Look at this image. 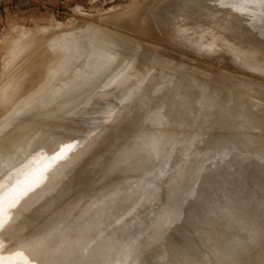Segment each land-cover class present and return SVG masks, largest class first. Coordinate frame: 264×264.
Returning a JSON list of instances; mask_svg holds the SVG:
<instances>
[{
	"label": "bare ground",
	"instance_id": "bare-ground-1",
	"mask_svg": "<svg viewBox=\"0 0 264 264\" xmlns=\"http://www.w3.org/2000/svg\"><path fill=\"white\" fill-rule=\"evenodd\" d=\"M183 1L184 0H177V2L176 0H145V2H143V0H141L136 5H131V8L125 9V7L124 10H121L124 14H121L122 18L119 14L115 16L116 14L110 13L109 15L111 16H108L110 17L109 19L113 18V16L121 18L114 19V23H117L115 20H120L118 22L122 27L126 26L129 30L131 29L138 33L146 34L154 30L151 29L153 26L150 25L149 19L147 20L148 15H145L153 7H155V10L153 12L150 10V12L153 18H156L155 21L160 19L162 21L165 12L168 13L170 11L178 15L184 13V19L187 21L189 16L186 14L191 15V12H197L198 9L195 8V10H193V6L200 0H185V2H188L190 5H187L185 8L182 7ZM219 1L220 4L224 5L223 7L226 6V8H230L234 13V17L231 19V23L228 26V32L222 37L221 34L214 35L211 33L210 36L204 38L200 32L189 36L187 35V27L184 22H179L171 29L170 35H168L169 40L176 42L181 41L184 44L195 43L201 47L211 48V46H216L218 44L226 45L228 41L236 39L237 49L231 51L228 48V51L232 52L233 56L235 55L236 57L240 56L239 53H241L243 57L241 58V62L245 66H249L264 74V0ZM189 7L192 9H186ZM197 13L199 14V11ZM153 18H151L152 22ZM149 25L152 27L150 28ZM123 28L126 29L125 27ZM161 29H166V27ZM22 31H24V29H22ZM111 31L112 30H108L107 32V30H99L94 26L82 25L73 32L63 37L60 36L61 38H57L56 36L50 37L51 33H46L44 35L34 34L28 39H25L23 37H17L16 33V36H12V38L15 37V39L10 38L5 42L2 48H5L7 53L5 52V58L0 61V194L5 198V211L2 217L3 224L0 226V256H3L7 264H10L15 254L20 253L18 257L22 259L23 264H42L44 258L50 255L49 251L51 245L55 242H51L52 239L50 236H52L60 226H63L68 230V239L63 244H78L82 248L73 253H69L66 257L64 256L65 258L62 256L60 258L58 257L56 261L59 260V263L56 264H159L160 261H163V264H188L185 262V258L179 256L180 250L184 247L187 249L199 239L205 240L206 237L216 233L219 235L223 233L224 236L222 240H217L218 238L213 240V244H211L210 241L205 244V248L209 250V253L211 252L214 254L219 252L220 249L221 253H223L224 249L222 248L226 245L227 242L225 243V241L227 240L232 243L231 246L233 245V249L230 250L229 253H226L223 259L217 263L254 264L253 259L256 258L257 252H260V245L253 243L247 245L243 244V242L235 245L233 241L236 236H234L231 231L237 227L238 222L243 224V215V220H246L255 212V208L250 207L249 210L246 207L244 214V202L242 201L244 197L237 194L235 180L233 181V178L235 177L236 179L237 176L235 174L238 173V170H236L234 166L239 167L240 165V168H242V166L249 161H246L247 159L244 155H241L239 160H230L231 157H229L228 161L225 160L223 156L224 153H230V151L240 153L248 152L253 142L252 140L235 138L231 134H223L224 131L221 129H218L221 131L207 140H204V136H198L196 140L191 137L187 141L188 144L184 146L183 155L179 158V169L177 173L174 172L173 175H169L170 177L168 176L171 183L167 184V179H164L157 184H153L145 190L137 200L136 205H140L139 207L144 211L148 208V205H146L148 202L159 199L154 211L156 222H159V220L160 223L161 221H167L168 211L173 213L180 222V224L175 226L176 235L178 233L180 237L178 238V235H174V238L172 237V240L170 239L171 242H168V238H158L157 235L160 232L154 231L155 237L159 239V250L155 251L152 255V260H155L154 262L149 263L150 259L146 258V254L140 259L133 260V255L130 254L133 240L131 236H127L125 232L123 233L121 231L116 235L115 239L110 238L111 231H109L108 234L105 232L110 222L107 217H105L106 219L102 217L103 213L101 210L103 207L96 209L97 211L95 210L96 215H98L97 217L90 215L77 216L64 209V206L68 204V202L73 199L72 198L63 203V205L58 204L53 206L54 204H52L53 207L50 206L51 208L46 209L48 213L44 215L43 212H46V210H44L45 207L43 203L51 200L55 193H57V190L64 186L65 182L63 184L59 183L62 178L67 177V180L64 181H68L72 177H75V175L79 173V169L83 165L85 166V163L89 160L97 164L99 159L95 157V151L101 149L102 146H106L108 143L106 140H108L109 136L113 134H118L114 137L129 135V131H126L124 128L125 126L122 129L116 128L113 131L109 130L106 123L115 115L113 114L115 108L110 100L104 98L97 99L94 98V96L87 99V96L84 95L82 97L81 93L77 95L74 93L73 96L71 95L73 90H76V88L78 90V87L88 80L86 76L92 71H95V74L102 73L105 75L102 89L111 86L110 89H112L113 97L115 98L121 96L123 98L129 92L135 90H139L136 94L141 97L140 94L143 92L144 86H150L148 90L146 89L148 93L145 90L142 94L143 98L140 100L143 107L146 108V112H149L147 114L150 119L148 125L152 127L138 125L134 131V135L128 140V145L119 151L117 157L110 160V162L114 161L113 165L116 166L111 167L112 165H110L99 173V176L115 175V177H120L121 179L119 181H122V184L126 185L120 189L124 192H127L129 189L127 185H137V183L144 179L152 166L151 163H153V160L165 149L170 139L178 134V131L175 133L171 132L174 127L171 119L177 120V116L179 115V117L182 118L183 124L186 121V113L182 112L180 108L182 104L179 100L181 98L173 99L174 96H181L183 93H186L185 97L194 96L200 99L201 105L194 111V116L201 115L202 119L210 117L207 112L208 108H213L216 115L236 112L238 108H240L231 103L232 101L229 100V97L225 98L217 87L211 86V89L209 88L207 91L208 93L205 92L202 97H200L197 91L189 90L188 85L185 86V83H182L181 87L179 85L175 86L161 83V87L155 89L154 85L157 80L153 75L145 79L144 83H142L144 76L140 69H138L137 73H134L133 76L130 75L129 78L126 80L124 79V81H120V78H117L118 73L114 75L106 73L104 67L113 62L118 51H123L124 53L125 50H128L127 47H129L130 42H132H126L125 39L120 36L118 37V35ZM17 32L20 33L21 31ZM152 33L150 35L151 38H155V35H153L154 33ZM94 35H98L95 40L92 38ZM25 47H27V49L31 48V52L27 53L28 55L26 53L24 55ZM151 51L153 50L151 49ZM2 53L4 54V51ZM131 56L139 57L135 50L127 57ZM91 61L93 62V68H90L91 70H87L84 73L83 71L78 72L77 69L80 65L84 64V66H87L86 64ZM155 62L158 68L163 66V60ZM130 68L132 67L130 66ZM51 70L54 71L53 74H50ZM123 73L125 74L126 72L123 71ZM64 74H66L65 78L63 77ZM254 77L256 78V76ZM263 85L264 84H259L262 89L260 90L262 95H264ZM100 92L102 94L104 93L103 90ZM61 102H68L69 104L67 109L63 111L64 113H70L77 109V111H75L77 115L78 113L84 112L87 108H92L95 113V118H97L96 125L91 124L87 128L85 127L83 130L85 140L81 137L82 140L77 144L78 154L86 155L85 158L87 159L83 162L82 166L73 171V173L69 174L71 171V167L69 166L58 173V175L56 174V177L50 179L47 184L44 183V186H38L41 187L40 189L35 188L20 199L19 194L23 189L17 191L14 189L23 184V177L29 168L27 162L29 161L30 153L40 149L53 135L59 132H53L51 136H45L46 132L44 129L46 123L44 121L54 116L52 114L57 113L56 109L55 111H49L51 105L55 106V104L58 105ZM163 105H167L165 108L166 112L159 114L158 112H162L160 108ZM63 112L59 113L61 114ZM111 113L113 115L108 119L107 117ZM126 113V115H130L131 109H128ZM164 117H167L169 122L165 121ZM166 122L168 126H164L167 127L169 132L159 138L158 135H156L157 132L165 131V129H156V127L160 125V123L166 124ZM127 124L128 122L125 125ZM182 126H179V129ZM131 127L135 128V126ZM101 132L104 137L102 140L96 142L93 137ZM260 142L262 144L263 139H261ZM255 144L259 146V144ZM94 147L96 148L94 149ZM119 155H121L120 159ZM220 160H224V162L217 167L215 163H219ZM101 163H104L103 160L98 162V164ZM60 164L58 165L60 166ZM227 164L228 169L226 171L224 166ZM1 165L5 166L2 167ZM124 169H129L128 173H132L130 174L131 176L129 174L121 176ZM219 171L226 173L225 178L222 179L224 182H220V178L219 181L217 180ZM130 177L133 178L128 179ZM237 178L238 180L240 179L239 176ZM56 182L57 184L53 186ZM50 184H52V186H50ZM52 191L54 193H52ZM49 195L50 197L48 198ZM57 197L58 196H55L54 199ZM41 198H45L46 200L41 201L37 205L38 208L35 207L31 212H24L33 203L41 200ZM18 199L19 202L16 203ZM231 200H233V202ZM125 202L124 200H116L112 202V208L115 210L117 205L122 206ZM230 202L232 205L229 204ZM10 204H15V207L9 209ZM219 211L223 214H220ZM238 211L241 212V217ZM46 216H48L49 219L45 220ZM213 222L216 224V227H212ZM75 225L79 227L73 229L72 227H75ZM199 230L202 231V234L197 236ZM14 231L15 233H13ZM214 247L217 250L212 251L211 249ZM215 256L217 257V255Z\"/></svg>",
	"mask_w": 264,
	"mask_h": 264
},
{
	"label": "rangeland",
	"instance_id": "rangeland-1",
	"mask_svg": "<svg viewBox=\"0 0 264 264\" xmlns=\"http://www.w3.org/2000/svg\"><path fill=\"white\" fill-rule=\"evenodd\" d=\"M140 1L141 0H0V61L5 58L7 53L5 48L2 49L5 42L10 38L15 39V37L12 38V36H16V33L17 37H23L25 39H28L34 34L44 35L46 33H51L50 37L56 36L57 38H61L60 36L63 37L66 34L73 32L79 26H94L99 30H107V32L108 30H112L111 32H114L116 35H118V37H122L126 40V42L128 41V43L129 41H132L130 42L129 47L126 45L128 50H125L124 53L123 51H121L122 53L118 51L119 53L117 52V56L113 62L107 64L104 67L106 69V73L108 74L114 75L115 73H118L117 78H120V81H124V79L126 80L130 77V75L133 76V74L137 73V70L140 69L144 76L142 83H144V80L150 78L152 75L154 78H156L157 81L154 85L155 89L161 87V83L175 86L179 85L180 87L182 83H185V86L188 85L189 90L197 91L200 94V97H202V95L207 92L209 88L211 89V86L217 87L220 89V93H223L225 98L229 97V100L232 101L231 103L237 105L240 108H238V111L236 112L226 114L223 113L222 115H216L213 108H208L207 112L209 113L208 116L210 117L202 119L201 115L194 116V111H196V109L201 105L200 99L194 96L185 97L186 93H183L181 96H174L173 99L181 98L179 100V102L182 104L180 108L182 109V112L186 113V121L183 124L182 118H180L179 115L177 116V120L171 119V122L174 125L171 132L175 133L178 131V134L174 135V137L170 139L165 149H163L156 159L153 160V163H151L152 166L150 167L144 179L137 183V185H127L129 189L127 192H124L120 189L126 185H123L122 181H119L121 179L120 177H115V175L99 176V173L104 171V169L108 168L110 165H112L111 167L116 166L113 165L114 161L110 162V160L117 157L119 151L128 145V140L134 135V131L138 125H147L152 127L151 125H148L150 119L149 115L147 114L149 112H146V108L143 107L141 103L143 92L146 89L148 90L150 86H144L142 90L143 92L140 94L141 97L137 96V94H134L136 92L135 90L129 92L123 98L122 96L115 98L113 97L112 89H110L111 86L102 89V83L105 79V75L102 73L95 74V71H92L86 76L88 80L85 81L83 85L79 86L78 90L77 88L76 90H73L71 95L73 96L74 93H76V95L81 93L82 97L86 95L87 99L91 96H94V98L97 99L104 98L106 100H110L111 103H113L112 105H114L115 113L113 112V114L115 115L109 122L106 123L109 127V130L113 131L116 128L122 129L125 126L124 128L126 131H129V135L127 134L125 136L114 137L118 134H113L109 136L108 140H106L108 141L106 146H102L101 149L95 151V157L99 159L97 164L94 163V161L89 160L85 163V166H82L83 162L86 161L87 158H85L86 155L78 154L77 144L85 137L83 134L84 128H87L91 124L93 125L97 123L95 113L93 112L92 108H87L84 112L78 113L77 115L75 113L77 109L70 113H64L63 111H65L69 106L68 102H61L58 105L55 104V106L52 105V107L49 108V111H55L56 109L57 113L52 114L54 116L44 121L47 124H45L44 129L46 132L45 136H51L53 132H59L56 135H53L43 146H41L40 149L30 153L29 161L27 162V165L29 164V168L23 177V184L16 187L14 190L17 191L30 187L32 182L39 178L40 173L44 169L45 165L49 163L51 156L60 151L62 146L72 144L73 147L71 152H69L65 159L61 160V162H57L54 166L50 167L46 173H44L47 180L44 179L43 182L40 183L41 185L39 184V186H44L50 181V179L55 178L56 174L58 175V173L65 170L69 166L71 167L69 174L73 173V171L77 170L81 166L82 167L79 169V173H77V175L72 177L70 180L64 181L67 180V177L61 179L59 183H65L64 186L57 190V193H55L54 197H58L56 199L53 197L51 200L43 203V206L45 207H43L44 210L51 208L50 206H52V204H54L53 206L58 204L63 205V203L72 198L73 199L64 206V209L67 212H71L77 216L90 215L97 217L98 215L95 213L97 211L96 209L103 207L101 210L103 213L102 217H107L109 219L108 221L110 222V225L107 227L105 232L108 234L109 231H111L110 238L115 239L116 235H118L121 231L123 233L125 232V234H127V236H131V239L133 240L130 248V254L133 255V260L140 259L146 254V258L150 259V262H148L151 263L155 261L152 260L153 253L159 250L158 238H168V242H171L170 239L172 240L174 235H178V233L176 235L175 226L180 224V222L170 211H168L167 221H161L160 223L159 220V222H156L154 211L159 199L148 202L146 204L148 205V208H146L144 211L141 207H139L140 205H136L137 200L151 185L157 184L164 179H167V184L171 183L168 176L173 175L174 172L177 173L179 169V158H181L183 155L184 146L188 144L187 141L191 137L196 140L198 136H204V140H207L222 130L224 131L223 134H231L233 137L240 138L241 140H252L254 143L250 145L251 147L249 148L248 152L240 153L230 151V153H224L223 156L224 159L228 161L229 157H231L230 160H239L241 155H244L246 156V161H249L244 164L242 168H240V165L239 167L234 166L236 170H238V173L235 174L237 175V181L235 177L233 178V181L235 180L238 192L237 194L244 197V200H242L245 203H243L244 214L246 207L248 209L250 207L255 208V212H253L251 217L247 218L246 220H243V215V224L238 222L237 227L231 231L233 232L234 236H236L233 241L235 245H238L242 242L243 244L247 245L251 243L259 244L260 252H257L258 254L253 260L254 264H264V95L261 94L260 90L262 89L261 86H259V84H264V74L250 68L249 66H245L241 62V58H243L241 53H239L240 56L236 57L235 55L233 56L232 52L228 51V48L231 51L237 49L236 39L228 41L226 45L218 44L216 46H211V48L201 47L195 43L184 44L181 41L176 42L169 40L168 35H170L171 29L176 23L178 24L179 22H184L187 27V35L189 36L200 32L204 38L210 36L211 33L214 35L221 34L222 37L228 32V26L231 23V19L234 17V13L230 8H226V6L223 7L224 5L220 4L219 0H200L195 4V6H193V10L197 8V12L199 11V14L197 12H191V15L186 14L189 16L187 21L184 19V13H180L178 15L173 11L168 13L165 12L162 21L161 19L155 21L156 18H153L150 12V10L153 12L155 7L150 9L149 12L146 10L147 14L145 15H148L147 20L149 19L150 25L153 27L150 25L149 26L150 28L152 27L151 29H154L151 31L149 29V31L152 33L156 30L153 32L154 34L152 33L155 35V38H151V33H138L135 30H129V28L127 29L126 26L123 27H125L127 30L124 29L122 25H119L118 21L120 20H115V22L118 24L114 23V19H121L122 15H124L122 13L123 11L121 10H124L125 7V9L129 7L131 8ZM143 2H145V0H143ZM184 2L185 0L182 3V7L185 8L187 5H189V3ZM186 9L191 10L192 8L189 7ZM110 13L116 14L115 16L118 14L119 16L121 14L122 15L121 18L113 16V18L109 19V16H111L109 15ZM151 18H153L154 24ZM165 27L166 29H161ZM22 29H24V31H22ZM17 31H21L20 33L22 34L18 33ZM156 33L160 35H157ZM97 36L94 35L92 37L93 40H95ZM151 49L153 51H151ZM134 50L137 52L139 57H127L130 56L131 52L133 53ZM3 51L4 54L2 53ZM28 52H31V48L27 49V47H25L24 55ZM159 60H163V66L160 68L156 66L157 64L155 62H159ZM92 63L93 62L91 61L86 64L87 66H84V64L80 65L77 69L78 72L83 71L84 73L87 70H91L90 68H93ZM130 66L132 68H130ZM123 71L126 73L124 74ZM53 73L54 71L51 70L50 74ZM252 74L256 76V78ZM63 77L65 78L66 74H64ZM93 84H95V87L90 86ZM101 90H103V94L100 92ZM137 92H139V90ZM116 100H121V103H115V105L114 102ZM166 106L167 105H163L160 108L162 112L158 113L163 114L166 112ZM128 109H131L130 115H126ZM59 112L63 113L60 114ZM113 114L111 113L107 118L110 119ZM164 118L165 121L169 122L167 117ZM127 122L128 124L125 125ZM167 122L166 124L160 123V125L156 127V129H165V131L159 133L157 132L156 135H158L159 138L169 132L167 127L164 126H168ZM131 126H135V128ZM179 126L182 127L179 129ZM103 137V133L101 132L94 136L93 139H95L97 142L98 140H102ZM261 139H263L262 144L260 142ZM255 143L259 144V146ZM95 148L96 147H94V149ZM74 158L77 159L75 160ZM120 158L121 155H119V159ZM102 160L104 163L98 164V162ZM223 162L224 160H220L219 163H215V165L219 167V165L223 164ZM58 164H60V166ZM228 164L224 166L226 171L228 169ZM128 171L129 169H124L121 173V176L132 174L128 173ZM225 175L226 173L219 171L217 180L219 181L220 178V182H224L222 179L225 178ZM238 176L240 178L239 180L237 178ZM132 178L133 177H130L128 179ZM41 187L36 188L40 189ZM52 193L54 192L52 191ZM49 197L50 195L48 198ZM45 200V198H41V200L33 203L24 212H31L41 201ZM116 200H124L126 202L122 206L117 205L114 210L112 208V202ZM231 201L233 202V200ZM229 204H231V202ZM43 213L46 215L48 210ZM219 213L223 214L220 211ZM238 213L241 217V212L238 211ZM48 216L45 217V220L49 219ZM78 227V225H75V227L72 228L74 229ZM212 227H216L214 222L212 223ZM154 231L160 232L157 235L158 238L155 237ZM13 233H15V231ZM199 234H202L201 230L198 231L197 236H199ZM211 235L206 237L205 240L199 239L187 249L185 247L182 248L180 250L179 256L185 258V262L188 264H219L217 262L223 259L225 254L229 253L230 250L233 249V245L231 246L232 243L227 240L225 241V243L227 242L226 245L224 247L222 245V249H224L223 253H221L220 248H218L220 249V251L218 250L219 252L214 254L211 252L209 253V250L205 248V244L208 241L213 244V240L217 238V240H222L224 236L223 233L221 235L218 233ZM179 237L180 235H178V238ZM50 238L52 239L51 242H55L53 245H51L49 251L50 255L44 258L42 264L59 263V260L56 261L58 257H66L69 253H73L76 250H80L82 248L78 244H63L68 239V230H66L63 226H60L57 231L54 232L52 236H50ZM211 250L215 251L217 249L214 247ZM19 254L20 253L15 254V257L12 258L10 264H23L22 259L18 257ZM215 255H217V257L219 256L218 259ZM159 264H163V261H160Z\"/></svg>",
	"mask_w": 264,
	"mask_h": 264
},
{
	"label": "snow or ice",
	"instance_id": "snow-or-ice-1",
	"mask_svg": "<svg viewBox=\"0 0 264 264\" xmlns=\"http://www.w3.org/2000/svg\"><path fill=\"white\" fill-rule=\"evenodd\" d=\"M72 147H73L72 144L64 145L61 147L60 151L53 154L50 158L49 163L45 165L44 169L40 173L39 178L34 180L30 187L23 189L19 194V198L22 199L29 192L33 191L36 187H38L39 184L42 183L44 179H46V176L44 175V173H46L49 170V168L54 166L57 162L65 159L67 157V155L69 154V152H71ZM4 202H5V198L2 194H0V226H2V224H3L2 217H3L4 211H5L4 210ZM18 202H19V199L16 201V203H18ZM13 207H15V204L9 205V209H11ZM0 264H7V262L5 261L3 256H0Z\"/></svg>",
	"mask_w": 264,
	"mask_h": 264
},
{
	"label": "water",
	"instance_id": "water-1",
	"mask_svg": "<svg viewBox=\"0 0 264 264\" xmlns=\"http://www.w3.org/2000/svg\"><path fill=\"white\" fill-rule=\"evenodd\" d=\"M99 83H100V82H99ZM88 86H89V85H88ZM90 86L95 87V84L90 85ZM84 90H85V89H84ZM137 91H138V90H137ZM137 91H136L134 94H136ZM71 99H73V98H71ZM121 100H123V99H121ZM121 100H116V101L114 102V104H115V103H119ZM62 103H63V102H62ZM120 103H121V102H120ZM120 103H119V104H120ZM51 107H52V105H51ZM51 107H50V108H51ZM3 166H5V165H2V167H3ZM56 184H57V182H56L55 184H53V186H55ZM50 186H52V184H50ZM51 188H52V187H51Z\"/></svg>",
	"mask_w": 264,
	"mask_h": 264
}]
</instances>
